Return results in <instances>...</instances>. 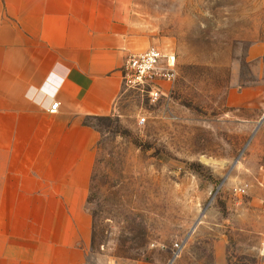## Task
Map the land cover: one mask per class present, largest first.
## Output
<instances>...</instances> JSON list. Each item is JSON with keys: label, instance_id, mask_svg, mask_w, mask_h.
<instances>
[{"label": "rangeland", "instance_id": "1", "mask_svg": "<svg viewBox=\"0 0 264 264\" xmlns=\"http://www.w3.org/2000/svg\"><path fill=\"white\" fill-rule=\"evenodd\" d=\"M132 15L177 77L91 119L88 264H219V249L264 264V0H134Z\"/></svg>", "mask_w": 264, "mask_h": 264}, {"label": "crops", "instance_id": "2", "mask_svg": "<svg viewBox=\"0 0 264 264\" xmlns=\"http://www.w3.org/2000/svg\"><path fill=\"white\" fill-rule=\"evenodd\" d=\"M133 3L0 0V264H88L99 132L84 121L118 112L125 61L151 46Z\"/></svg>", "mask_w": 264, "mask_h": 264}, {"label": "built area", "instance_id": "3", "mask_svg": "<svg viewBox=\"0 0 264 264\" xmlns=\"http://www.w3.org/2000/svg\"><path fill=\"white\" fill-rule=\"evenodd\" d=\"M177 77V57L156 46L130 54L122 68V82L126 89L141 91L152 102L167 97ZM60 103L53 101L47 108L57 111ZM145 118L140 120L144 123Z\"/></svg>", "mask_w": 264, "mask_h": 264}, {"label": "trees", "instance_id": "4", "mask_svg": "<svg viewBox=\"0 0 264 264\" xmlns=\"http://www.w3.org/2000/svg\"><path fill=\"white\" fill-rule=\"evenodd\" d=\"M99 118H104V117H88L85 119L84 121V124L88 125V126H91V127H94L92 124H91V119H99ZM109 118V117H108ZM89 197V196H88Z\"/></svg>", "mask_w": 264, "mask_h": 264}, {"label": "water", "instance_id": "5", "mask_svg": "<svg viewBox=\"0 0 264 264\" xmlns=\"http://www.w3.org/2000/svg\"><path fill=\"white\" fill-rule=\"evenodd\" d=\"M198 222V221H197Z\"/></svg>", "mask_w": 264, "mask_h": 264}]
</instances>
